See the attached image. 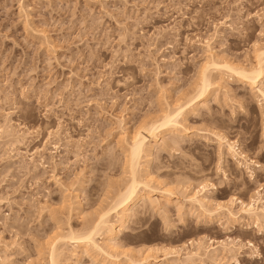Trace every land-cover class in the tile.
<instances>
[{"label": "rangeland", "instance_id": "obj_1", "mask_svg": "<svg viewBox=\"0 0 264 264\" xmlns=\"http://www.w3.org/2000/svg\"><path fill=\"white\" fill-rule=\"evenodd\" d=\"M262 48L264 0H0V264H50L54 240L82 233L127 185L132 135L207 66L205 104L141 160L172 202L136 204L112 243L157 264H201L184 259L211 244L218 264H264V233L247 217L231 221L225 208L211 219L186 201L204 185L213 207L264 199V77L253 87L207 63L253 66ZM65 241L57 264H131Z\"/></svg>", "mask_w": 264, "mask_h": 264}, {"label": "bare ground", "instance_id": "obj_2", "mask_svg": "<svg viewBox=\"0 0 264 264\" xmlns=\"http://www.w3.org/2000/svg\"><path fill=\"white\" fill-rule=\"evenodd\" d=\"M255 54H256L255 56L256 64L255 65L253 64V66H249V67L245 65L244 66H240V65L234 66L233 63L229 64V61H226L227 62L226 63L223 60H221L220 63L218 62L219 63L218 64L216 60V58L218 57L215 58L214 56L215 54L210 55L211 59L209 58L208 59L211 61L208 60L207 63L210 62L208 64L209 66L211 65L215 67L217 66V67H220L219 69L226 68L227 69L226 72L233 73V75L235 74L237 77L247 82L249 85L253 87H257L261 79L264 77V51L258 50V52ZM221 62L225 63L222 65V67L219 66L222 64ZM206 65L207 64H204L203 67H205ZM212 66L210 68H212ZM207 67L203 68L204 70L201 67V69L203 70V71L201 70L202 75L200 74L201 76H199L200 80H198L196 88H194V91H193L194 94L192 92L188 96H186L185 99L183 98L182 101L179 100V102L177 101L176 104L174 103L173 104L174 106H171V107L168 106L169 108L164 110L165 112H163V114L161 113L162 115L157 116V119L154 118L153 120L152 118L151 119L152 121H149L150 122L149 127H145L147 128L146 131L144 130L145 128L142 129L146 133L138 131L132 135L128 148H127L128 156H127L126 161L128 164V170L130 174L127 185L125 184V186L123 187L124 189L122 188V190L121 189L119 190L120 193L118 192L117 193L118 195L116 194L117 197L115 198V200L113 199L114 201L110 203L111 205L109 204L110 206L106 208L104 207V209L102 208L99 211L100 213L92 221L86 224L87 226L85 227V230H83L82 233L75 234L76 231L71 230V231H68L69 233L60 235V237L56 235L59 237V239L58 241L54 240L52 244V248L50 250V264L58 263L57 259H59L58 256H60L58 243L60 241L63 243V241H65L66 239L70 240L71 242L75 244L74 248H77V249L85 248L87 252L90 250H91L90 252H93V251L94 253L97 252L95 254L103 253L104 255H107L113 258L114 261L120 260L118 257H122L121 256L122 254L125 256L126 254V256L128 257L127 259L129 260L131 264H157L156 262L158 260V257L155 255H152L151 253H149L150 255L146 253L147 256L138 257L136 254H133V252L132 253H128L127 251L124 252V250L121 249L122 246L119 247L122 251L119 253L117 252L118 249L116 247L118 243L113 244L112 242L113 241L115 242L118 233L123 231L125 229L126 223L133 216L136 215V213L133 211L136 204L141 203V206L143 208L149 202L151 204L156 203L160 205L163 200L164 206L163 204L161 206L165 207V204L172 202L173 200L172 190H170L169 188H166V189L161 188V186L159 187V184L156 183L157 181L152 179V177L150 176V173L146 174V176L141 175V172H142L141 171L142 169L141 160L143 159L144 156L149 157L152 149L158 144L159 137L162 135V133L169 132L171 134H174L176 131H178V126H180V123L182 120L181 118L185 115V113L188 112L190 109L194 108L195 106H198L200 103L202 104L204 103V99L206 95H208L213 85L211 78H210L211 69L209 72H207V70L209 69V68L207 69ZM257 89H258V92H260L262 96L264 97V88H261L260 86V87H257ZM146 124L148 126V123ZM215 135L217 136L219 140L223 139L222 135H219V134H215ZM151 141H153L154 143H151ZM228 147H229V152L232 154V156L234 157L239 156V154L235 150L234 144L232 145L229 143ZM235 185L236 183H234V186ZM213 187H215V184H213ZM205 188H206V185H204L202 189L196 191L192 195L187 196L186 201L189 202L191 206H194L195 208L202 210L211 219L212 217H215L220 212V210H223L226 208L227 213H228V218L231 221H236L243 215V217L248 218V228L257 227L259 229L258 230L256 228L258 230L257 235H262L264 233V201H263L264 199L260 193H258V197L253 198L248 203L243 202V201H238V203H240V207H239L240 210L235 212L231 210L229 205L226 206V205L216 204L213 207L211 205L210 200L208 199V196L206 194L203 195L204 193L201 194V192H203ZM215 189L218 190V192L226 191V187L224 186H220L219 188L216 187ZM158 193L160 194L159 198L161 199L154 198V196L157 195ZM237 200L238 199L231 200L232 201L231 205L236 204ZM238 214H241V216ZM113 215L117 218V222L119 223L118 226H114V223L111 222L112 221L111 218L113 217ZM101 232L103 233L104 236H106V239L109 240L108 244L105 245L106 247L103 246L104 244L100 245L99 242L96 240L97 235L102 236ZM66 241L64 243H66ZM249 244L250 246H252V243H249ZM211 245L208 247L204 246L205 248H203V253L198 252V251L194 253L192 252L188 253V256H186L187 259H184V260H190L196 256H199V259L201 260V264H205L206 260L208 259L212 260V262H215L216 259L218 260V258L219 260H221L220 257L218 258L216 257L218 256L217 253H219V249H218L219 247H215L216 245L214 244H213L214 246L213 245L211 246ZM200 246L198 247V250L200 249ZM241 246L243 247V245H240V249H241ZM224 247L226 248L227 246H224ZM231 250H234V249L232 248ZM227 252H230V251H227ZM165 256H167V254ZM219 260L216 261L215 264H218L220 262Z\"/></svg>", "mask_w": 264, "mask_h": 264}]
</instances>
